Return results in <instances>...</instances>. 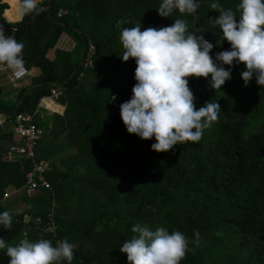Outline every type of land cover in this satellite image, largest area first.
Wrapping results in <instances>:
<instances>
[{"label": "trees", "instance_id": "16d2710c", "mask_svg": "<svg viewBox=\"0 0 264 264\" xmlns=\"http://www.w3.org/2000/svg\"><path fill=\"white\" fill-rule=\"evenodd\" d=\"M196 2L194 14L174 10L162 17V0H42L39 6L45 10L39 15L7 23L1 15L8 6L0 0V27L15 29L24 45V68L40 71L34 87L22 93L15 114L34 115L52 89L64 106L42 148L50 188L32 197L23 195L19 223L7 231L0 225L6 243L67 239L73 245L72 264H128L119 249L135 235L132 227L141 223L153 231H180L188 238L189 251L180 264H264V87L255 76L245 87V67L234 62L231 79L220 90L211 88L210 76L189 78L196 108L217 102L219 118L199 142L177 144L166 153L151 150L154 138L127 133L120 118L119 106L130 100L136 83V64L132 58L121 59L124 49L116 22L123 20L122 27L129 28L140 24L143 31L183 19L189 32L213 44L210 55L215 60L230 45L214 24L219 13L210 5L218 2L232 9L238 22L241 0ZM59 11L64 13L58 16ZM12 13L6 11L5 16L11 19ZM66 32L79 45L82 58L55 64L46 52ZM89 45L94 46L92 67L85 68L82 60ZM28 168L27 162L2 160L0 153V199L8 186L22 191ZM31 200L36 201L33 213ZM59 210L71 216L60 219ZM34 218L42 223L49 218L54 232L38 230ZM194 231L202 239L193 251ZM9 259L6 250H0V264H9Z\"/></svg>", "mask_w": 264, "mask_h": 264}, {"label": "clouds", "instance_id": "9594fccd", "mask_svg": "<svg viewBox=\"0 0 264 264\" xmlns=\"http://www.w3.org/2000/svg\"><path fill=\"white\" fill-rule=\"evenodd\" d=\"M41 0H18L17 15H39L45 9ZM199 8L196 0H162L158 14L170 16L174 10L181 15L194 14ZM210 8L219 13L214 24L222 30L223 40L230 49L210 55L213 44L189 32L183 19H176L167 27H122L123 20L116 22L121 29L120 42L124 49L121 56L126 62L135 60L134 79L130 100L119 106L120 118L127 133L142 140L154 138L151 150L166 153L177 144L199 142L206 129L218 121L221 111L217 102H206L199 109L195 96L188 86L189 78L211 77L210 86L221 89L231 79V68L236 62L243 64L241 73L244 86L255 76L257 85L264 87V0H241L237 8L239 21L232 9H225L213 2ZM24 45L13 36H5L0 27V67L14 72L24 70ZM219 61V64L217 63ZM223 65H228L226 70ZM112 100L116 97L112 96ZM30 207V205L26 206ZM0 225L12 226L9 211L0 213ZM131 231L135 233L125 241L119 251L126 254L128 264H180L189 251V240L180 231L165 227L150 230L137 223ZM193 251L200 246L201 236L193 233ZM0 250H6L9 264H72L73 245L67 239L57 241L55 246L49 239L29 241L21 239L11 245L0 238Z\"/></svg>", "mask_w": 264, "mask_h": 264}, {"label": "crops", "instance_id": "0c3cea01", "mask_svg": "<svg viewBox=\"0 0 264 264\" xmlns=\"http://www.w3.org/2000/svg\"><path fill=\"white\" fill-rule=\"evenodd\" d=\"M2 2L8 6V8L4 9L1 15L5 22H19L21 18L17 15L18 0H2ZM12 6L14 7L13 9ZM9 10H13V16L11 19H8L5 16L6 11ZM2 28L5 36L11 35L17 39L14 28ZM78 56L79 59L82 58V52L79 45L73 42L68 36H66L65 33H62L53 47L49 48L46 52V57L55 64H58L61 61L72 62L76 60ZM11 72V69L0 67V152L7 151L11 144L18 142V140L13 137L11 133V119L20 104L19 99L21 95H23L22 93L31 90L34 87L32 82L40 75V71L38 69H31L28 70V77L21 81L13 82L11 81ZM63 111L64 106L62 103H60L58 96L53 100L44 98L38 104V107L34 113V122L43 133L36 149V155L38 158H42L41 155L43 145H47V143H49L48 135L52 128H54L52 123L54 118L56 116L61 117ZM12 190V194L15 193L14 188L12 186H8V188L4 191V195L5 192L7 193L8 191ZM12 194L10 193V195Z\"/></svg>", "mask_w": 264, "mask_h": 264}, {"label": "built area", "instance_id": "2783aa9c", "mask_svg": "<svg viewBox=\"0 0 264 264\" xmlns=\"http://www.w3.org/2000/svg\"><path fill=\"white\" fill-rule=\"evenodd\" d=\"M64 12L59 11L58 16ZM94 55V46L89 45L88 54L83 56L82 66L85 68L92 67V56ZM29 72L26 68L22 72H11V81L18 82L28 77ZM58 96V91L52 89L50 91L49 100H53ZM11 133L18 142L11 144L7 151L0 152L2 160H17L27 162L28 170L24 174V183L22 191L25 196L32 197L40 191L49 190V182L45 178V173L49 169V162L45 159L38 158L36 149L43 135L42 131L34 122V115L27 113L14 114L11 119ZM34 227L41 226L38 230L53 233L55 224L49 219H45L42 223L41 219H33ZM37 228V227H36ZM56 242L53 244L55 246Z\"/></svg>", "mask_w": 264, "mask_h": 264}, {"label": "rangeland", "instance_id": "374dc122", "mask_svg": "<svg viewBox=\"0 0 264 264\" xmlns=\"http://www.w3.org/2000/svg\"><path fill=\"white\" fill-rule=\"evenodd\" d=\"M66 36H68L73 42H75L74 37L72 36L71 33H65ZM61 36V35H60ZM51 37V36H50ZM59 36L56 38V41L58 40ZM51 39V38H49ZM76 43V42H75ZM75 59V58H74ZM55 121L53 120V123ZM63 140V139H60ZM59 157V155L55 156V159ZM12 191H8L7 193L5 192V195H2V199H0V207L2 208L3 212L4 211H9L10 214L12 215V224L15 223H19V219H17V217L19 215H21L24 205H25V199L23 198L24 193L21 190H15V193H13ZM10 193L12 195H10ZM7 195V196H6ZM33 201V200H31ZM36 207V201L31 202V210L30 213H33ZM70 211L67 210H59L56 213V216L60 219L66 220L67 218H69L71 216ZM27 220H30V216H28V218H26ZM7 231L10 229H5L3 226H1V230ZM46 232V231H45Z\"/></svg>", "mask_w": 264, "mask_h": 264}]
</instances>
